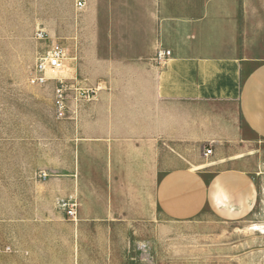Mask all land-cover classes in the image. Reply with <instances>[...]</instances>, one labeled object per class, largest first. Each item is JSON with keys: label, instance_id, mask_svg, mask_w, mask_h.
Here are the masks:
<instances>
[{"label": "crops", "instance_id": "obj_1", "mask_svg": "<svg viewBox=\"0 0 264 264\" xmlns=\"http://www.w3.org/2000/svg\"><path fill=\"white\" fill-rule=\"evenodd\" d=\"M81 8L64 75L99 88L69 95L72 145L51 181L76 201L74 219L64 212L72 264H113L132 239L264 212V0ZM157 47L170 50L164 63Z\"/></svg>", "mask_w": 264, "mask_h": 264}, {"label": "rangeland", "instance_id": "obj_2", "mask_svg": "<svg viewBox=\"0 0 264 264\" xmlns=\"http://www.w3.org/2000/svg\"><path fill=\"white\" fill-rule=\"evenodd\" d=\"M78 1L0 0V264H72L78 257L65 242L67 216L59 206L69 195L51 182L72 145L71 125L56 115L54 82H28L47 43L36 39L37 30L49 39L75 36ZM256 213L226 223L211 217L150 241L132 239L129 248L111 251L112 263L264 264L263 208Z\"/></svg>", "mask_w": 264, "mask_h": 264}, {"label": "built area", "instance_id": "obj_3", "mask_svg": "<svg viewBox=\"0 0 264 264\" xmlns=\"http://www.w3.org/2000/svg\"><path fill=\"white\" fill-rule=\"evenodd\" d=\"M77 5L82 6V1H78ZM36 39L47 41V43L35 59L33 69L28 76V82L32 85H43L48 80H52L54 82L53 102L56 115L58 118H66L67 99L70 94L76 101L90 99L99 86L83 88L79 87L76 82H69L71 79L64 75L68 71V67L66 66L67 48L63 38L49 39L45 32L37 30ZM169 54L170 50L157 47L155 60L159 64L164 63ZM211 151V148L207 147L204 149V155H209ZM40 176L45 178L47 174L42 172ZM59 206L69 218L76 217V201L73 199L62 200Z\"/></svg>", "mask_w": 264, "mask_h": 264}, {"label": "bare ground", "instance_id": "obj_4", "mask_svg": "<svg viewBox=\"0 0 264 264\" xmlns=\"http://www.w3.org/2000/svg\"><path fill=\"white\" fill-rule=\"evenodd\" d=\"M259 228H263V227H259ZM254 229H258V227H257V226H255V227H254Z\"/></svg>", "mask_w": 264, "mask_h": 264}]
</instances>
